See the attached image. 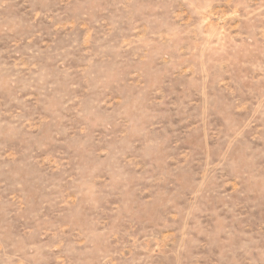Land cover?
Returning a JSON list of instances; mask_svg holds the SVG:
<instances>
[{
    "label": "rangeland",
    "instance_id": "rangeland-1",
    "mask_svg": "<svg viewBox=\"0 0 264 264\" xmlns=\"http://www.w3.org/2000/svg\"><path fill=\"white\" fill-rule=\"evenodd\" d=\"M0 264H264V0H0Z\"/></svg>",
    "mask_w": 264,
    "mask_h": 264
}]
</instances>
